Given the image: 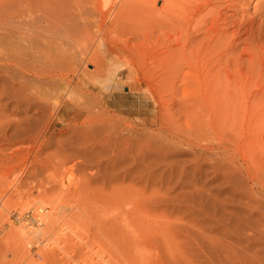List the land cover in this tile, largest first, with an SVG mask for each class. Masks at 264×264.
I'll return each mask as SVG.
<instances>
[{
    "label": "rangeland",
    "instance_id": "rangeland-1",
    "mask_svg": "<svg viewBox=\"0 0 264 264\" xmlns=\"http://www.w3.org/2000/svg\"><path fill=\"white\" fill-rule=\"evenodd\" d=\"M102 1L0 0V264H264V0L186 85L185 0Z\"/></svg>",
    "mask_w": 264,
    "mask_h": 264
},
{
    "label": "bare ground",
    "instance_id": "bare-ground-1",
    "mask_svg": "<svg viewBox=\"0 0 264 264\" xmlns=\"http://www.w3.org/2000/svg\"><path fill=\"white\" fill-rule=\"evenodd\" d=\"M103 1H102L103 5L101 4L102 7H106V6L110 5V0H103ZM222 1H225V0H185L186 4H184V6L186 5V7H185L186 9H185L184 13L180 14V17H179L180 18L179 19V21H180V29H179V31L175 30L174 24L176 25V23L172 22L173 23L172 27L174 28V30H173L174 33H172L173 35H171L170 44L168 42L169 40L167 41L168 45L166 43L167 51H165V52H167V56H168L167 57V60H168V63H167V72L168 73L167 74L175 83L182 82L185 85L186 84H192V83H199L200 76H194L192 73L191 74L188 73V75H185V76L182 77L183 66L184 65L187 66V67H193L194 66V64L200 58L203 50L204 49H208L207 48V42L205 43V41H208V43H210V45L212 44V42H214L213 39L215 41L219 40V39H221L222 41H225L226 38L222 39V37L225 34V32L227 31V29H225L226 26H227L226 22L229 21L230 18L228 20L227 16L224 15V14H228V12L227 13L225 12V10L229 8V6L227 7L226 4L225 5H226L227 8L226 9L223 8V9H225L224 10L225 13L223 14V17L222 18L221 17L217 18V16H221L222 15L219 12L220 10H218V12H217V9H218L219 6H221L220 3ZM224 3L228 4V2H224ZM229 3H230V6L234 7L235 2H234V5L233 4L231 5L230 1H229ZM216 5H218V6L216 7ZM222 6H224V5H222ZM182 12H183V9H182ZM261 13H264V12H261ZM187 14H189L190 16L187 15ZM234 15H236V14H234ZM187 16H188V18H187V21L185 23V21H184L185 19L183 20V18H186ZM232 17H234V16H232ZM219 21H222V22H219ZM244 21H245V24H247V22L249 23V21L251 22V20H249V21L248 20L247 21L244 20ZM233 22H231V23H233ZM240 22L238 21V23H240ZM219 23H222V24H219ZM236 23L234 22L233 24H236ZM242 23L244 24V22H242ZM227 24H228V22H227ZM243 24H240L239 27L241 28V25L243 26ZM222 25H224V27L221 29ZM235 27H237V25H235ZM235 27H233V28H235ZM239 27H237V28H239ZM262 27H264V26H262ZM219 29H221V30H223L225 32L222 31L223 33H220ZM221 34H223V35H221ZM236 35L238 36V33H236ZM220 36H221V38H218ZM231 38H235V37L231 36ZM221 40H219V42L216 41L217 44L215 42V45L213 43V45H214L213 48L215 49V51H216V48L219 45H222V44H223V46L225 44L224 48H227L226 51H229V50H232V49L234 51L233 45L236 44L234 40H232L234 42L233 44H232L231 41H229V43L230 42L231 43L230 44L228 43V45H226V43L222 42ZM213 48L212 49L210 48L211 50L209 49L210 52L212 50L214 51ZM214 52L213 53L211 52V54H214ZM216 52H219V51H216ZM219 53H220V54H218L219 57L221 59H223V60L225 59V61H226V58H223L225 53L224 54L221 53V52H219ZM227 55H225V56L227 57ZM229 61L230 60L226 61V63L227 62L229 63ZM211 64H213V63H211ZM211 70H213V69H211ZM191 102H193V101H191ZM197 102H196V105H197Z\"/></svg>",
    "mask_w": 264,
    "mask_h": 264
}]
</instances>
